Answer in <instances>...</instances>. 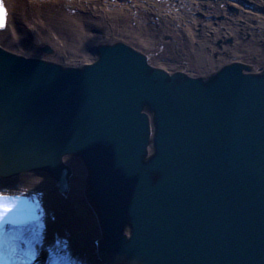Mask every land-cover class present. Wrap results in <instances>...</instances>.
<instances>
[{"label": "water", "instance_id": "water-1", "mask_svg": "<svg viewBox=\"0 0 264 264\" xmlns=\"http://www.w3.org/2000/svg\"><path fill=\"white\" fill-rule=\"evenodd\" d=\"M96 55L77 69L0 48V178L79 160L107 264H264V67L194 78L123 43Z\"/></svg>", "mask_w": 264, "mask_h": 264}, {"label": "bare ground", "instance_id": "bare-ground-1", "mask_svg": "<svg viewBox=\"0 0 264 264\" xmlns=\"http://www.w3.org/2000/svg\"><path fill=\"white\" fill-rule=\"evenodd\" d=\"M258 1L259 4L254 3L255 6L264 8V0ZM2 2L6 8V26L0 31V47L14 56L65 68L80 69L85 65H94L98 59L96 55L98 48L111 43L110 39L114 40L116 35L121 34L131 36L135 41L139 40L149 53L146 55L145 51L134 50L145 55L150 62L154 61V67L164 69L172 75L175 74L170 72L172 70L165 69L171 64L159 61L154 57L153 50L163 39L171 38L174 42L165 46L173 47L181 35L187 37L186 29L178 26L171 28L168 24L169 20L178 18L179 15L171 14L167 8L154 4V0H2ZM172 2L177 3L176 8L184 7L188 16L185 14L182 19L179 16L178 22L180 24L185 22L190 26L188 32L194 39V43L191 44L201 49V53L191 56L193 62L187 58L188 67L192 65L196 68L197 63L202 61L210 63L211 60L207 58L208 51L212 54L219 53L227 60L231 59L230 54L235 51L232 46L224 44L231 40V37L235 48L243 45L241 34L244 37V34L249 33L256 37L258 42L264 40V22L255 25L249 19L247 21L241 19V24L237 25L240 27L239 31L230 26L232 23L224 22L221 25L223 21L220 22L222 27L212 28L214 21L219 19L217 12L204 11L205 13L200 16L201 10L197 7L204 4L192 3L186 6L183 0ZM178 10L175 9V12ZM191 18L195 21L194 24L189 23ZM15 20L21 23H14ZM162 26L168 27L164 29V35L157 36L154 29ZM187 38L189 39V36ZM124 40L127 44L128 39ZM47 51H51L52 55L47 54ZM181 59L184 60L183 57ZM258 68L252 67V72L262 70ZM197 74L200 76V73ZM63 161L68 175L64 172L60 178L36 172L8 180L0 178V194L28 197L38 202L43 218L40 224L24 228L22 231L11 228L0 231L2 264H51L53 258L48 259L46 253L41 254L38 250L41 246L33 247L34 243L31 240H37L38 243L47 246L50 256H54L55 260L58 258L57 264H60L61 260L68 264H80L79 259L82 258L93 264H107L101 257L102 234L96 213L90 208L82 211L85 209L82 206L85 207L86 204L88 173L79 160L65 158ZM62 204L68 212H61ZM17 241H24L32 248H29L25 257L20 256L23 262L18 256L12 255L20 249ZM64 241L67 242V248L72 256L64 255L62 251L64 246L61 245ZM68 257L72 260L68 261Z\"/></svg>", "mask_w": 264, "mask_h": 264}, {"label": "rangeland", "instance_id": "rangeland-1", "mask_svg": "<svg viewBox=\"0 0 264 264\" xmlns=\"http://www.w3.org/2000/svg\"><path fill=\"white\" fill-rule=\"evenodd\" d=\"M183 1H184V4H187L186 6L191 5L192 3L204 4V6L199 5V8L197 7L198 10H201V12L199 11L200 16L203 15L207 11L217 12L218 17L223 18V20H222L223 22L216 19L214 21V23L211 25L212 28L222 27L221 25L224 22H226L228 24L232 23V25H230L231 27H234V24H235L236 30H238L240 27L237 25L241 24L240 23L241 19H243L244 21H247V19H249L250 21L255 23V25H258L260 22H264V8H262V7L257 8L254 4V3L259 4L258 0H183ZM154 4H156V5L159 4V5L163 6L164 8H167V10H170L171 14L175 13L176 15H179L181 17V19L186 14L185 9H183L184 7L176 8L175 5L177 3H173L172 0H154ZM206 6L209 9H207ZM232 8L234 10H237V12L232 11L231 10ZM175 9H179V10L177 12H175ZM170 12H169V15L172 18V15L170 14ZM245 12L246 13L250 12V14H246ZM195 13H197V12L195 11ZM179 16H177L178 18H175L173 20H169L168 24L171 28H172V26H173V28L178 26V27H181V29H183V30L186 29L185 35H187V37L189 36V39L187 37H185V36L183 37L181 35L179 37L180 39H176V44H174L173 47L172 46L171 47L165 46V45H168V44H171L174 42V41H172L171 38H167L165 40L163 39L162 43H158L157 45H155L156 49L153 50L154 55H155L154 57H157V59L159 61H161L162 63H166V62L170 63L171 66H166V67L164 66V67L167 70H172V71H170L172 73H175L177 70V71L185 72V73H188L191 75H196V76L199 75L197 73H200V75L205 74V73H207L208 70L213 69L214 65L212 63H206V62L202 61V62L197 63L196 68L193 67L192 65H190V67H188L187 58H189L190 60L193 59L191 56L196 55L197 53L198 54L201 53V49L199 47L193 46L191 44V43H194V39H192L190 37L191 33L188 32L190 26L187 25L185 22H182V24H180L178 22V21H180V20H178ZM200 16L198 17L199 19H200ZM15 22H18V21L15 20L14 23ZM220 22H222L221 25H220ZM18 23L20 24L21 22L19 21ZM189 23L194 24L195 21L191 18V19H189ZM167 27L162 26L159 29H157V28L154 29L157 36L164 35V33H163V32H165L164 29H167ZM169 30H171V29H169ZM183 35H184V33H183ZM177 37H178V35H177ZM124 39H128L127 45L132 47L133 49H137L141 52L145 51V47L141 44V42L139 40H136L138 42L137 43L135 41V38H133L131 36H127V35L118 34V35H116L114 40L110 39L111 43H108V44H115V43H125L126 44ZM246 40L243 39V42L245 44L241 48H239V50L234 48L235 53L232 56L233 57L232 60L242 61V62L250 64L254 67H259V68L263 67L264 66V40H263V42H258V40L255 38H253V40L251 38L249 41H246ZM148 53H149L148 50L144 52V54H146V55H148ZM210 53L211 52L208 53L209 56H210ZM182 57L184 58V60L181 59ZM198 60H200V59H198ZM191 61L193 62V60H191ZM215 62H216V59H215ZM224 62H225V59L223 58V59H221V62H219V64L220 63L222 64ZM151 63L153 64V66H155L154 61H151ZM216 63H218V62H216ZM183 64H185V65L183 66ZM203 64H204V66H202ZM199 67H201V69ZM61 206H62V208L60 207V209H62V211L60 210L61 212H64V211L68 212L67 211L68 209L65 208V205L62 204ZM82 208H85L82 211H87L86 210L87 208L89 209V207L86 206V204H85V207L82 206ZM74 210H75V207H74ZM70 215L71 214H68V216H70ZM62 244L64 246L62 249V251L64 252V255L66 257L72 256V254L69 253L70 250H68V248H67L68 247L67 242L66 241L61 242V245ZM67 259H68V261L72 260L70 257H68ZM79 261H80V264H93L91 261H90L91 263H89V260L83 259V258L79 259ZM62 264H68V263H66V261L63 260Z\"/></svg>", "mask_w": 264, "mask_h": 264}, {"label": "snow or ice", "instance_id": "snow-or-ice-1", "mask_svg": "<svg viewBox=\"0 0 264 264\" xmlns=\"http://www.w3.org/2000/svg\"><path fill=\"white\" fill-rule=\"evenodd\" d=\"M2 24H3V19L2 17H0V25ZM10 202H11V198L0 196V222H2L12 211V209L10 208L7 209L5 208V205ZM0 264H2V262H0Z\"/></svg>", "mask_w": 264, "mask_h": 264}]
</instances>
